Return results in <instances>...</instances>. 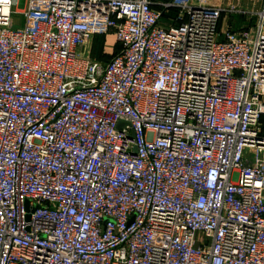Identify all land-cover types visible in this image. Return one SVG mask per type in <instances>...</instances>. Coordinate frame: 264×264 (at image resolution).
<instances>
[{"label":"built area","instance_id":"1","mask_svg":"<svg viewBox=\"0 0 264 264\" xmlns=\"http://www.w3.org/2000/svg\"><path fill=\"white\" fill-rule=\"evenodd\" d=\"M153 5L0 0V264H264V12Z\"/></svg>","mask_w":264,"mask_h":264},{"label":"crops","instance_id":"2","mask_svg":"<svg viewBox=\"0 0 264 264\" xmlns=\"http://www.w3.org/2000/svg\"><path fill=\"white\" fill-rule=\"evenodd\" d=\"M153 1V9L157 12L163 13L160 25L165 27L170 26L173 23V19L177 15V10L170 9L164 11L161 4L168 3L171 0ZM187 2L192 6H205L209 8L223 9L224 13L220 19L221 30H223L226 26H230L234 32L254 26L258 21L257 19L259 18V13L264 12V0H187ZM80 10L92 16L96 14L104 16L107 15V10L104 6H89L87 4H82L80 6ZM88 24L91 31V37L81 48L80 53H84L92 41L100 42V44H98V49L102 56L106 55L107 52L111 53L113 48H111L112 46L108 47L109 45L107 41L110 37L114 39V42L116 41L114 36L108 32L105 24L99 23L95 20H90ZM86 58L97 60L93 57ZM261 125L264 132V116L261 119Z\"/></svg>","mask_w":264,"mask_h":264},{"label":"rangeland","instance_id":"3","mask_svg":"<svg viewBox=\"0 0 264 264\" xmlns=\"http://www.w3.org/2000/svg\"><path fill=\"white\" fill-rule=\"evenodd\" d=\"M19 8H22V6H19ZM14 19H15V22L16 23H18V22L20 23V26L23 24V21L21 20V16L19 14L14 15ZM254 26H252V27H254ZM234 28H235V26H234ZM224 29L233 30L230 26H226ZM219 30L221 31V24L220 23H219ZM107 42H108V45H109L108 47L112 46L111 48H113L112 51H111V53H109V52L106 53V55H108V56L101 57L102 59L99 57V55H98V50H99L98 49L99 48L98 44H100V42H96V41H92L91 44L88 45L89 47H87L86 51L84 53H82L83 56L84 57H93V58H96L97 61L100 62V64H101L102 67L105 66V64L113 57L114 48H117V46L120 47L119 46L120 44L117 41L114 42V39H112L111 37L108 39Z\"/></svg>","mask_w":264,"mask_h":264},{"label":"trees","instance_id":"4","mask_svg":"<svg viewBox=\"0 0 264 264\" xmlns=\"http://www.w3.org/2000/svg\"><path fill=\"white\" fill-rule=\"evenodd\" d=\"M119 50H120V47H118L117 46V48H114V54L116 55L118 52H119ZM114 54H113V56H114ZM98 55H99V57L101 58V57H105V56H108V55H103V56H101L102 54L99 52V50H98ZM97 55V56H98ZM102 59V58H101ZM264 133V132H263Z\"/></svg>","mask_w":264,"mask_h":264}]
</instances>
